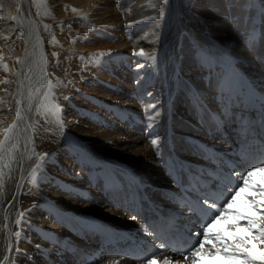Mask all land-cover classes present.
Listing matches in <instances>:
<instances>
[{
	"label": "bare ground",
	"instance_id": "obj_1",
	"mask_svg": "<svg viewBox=\"0 0 264 264\" xmlns=\"http://www.w3.org/2000/svg\"><path fill=\"white\" fill-rule=\"evenodd\" d=\"M0 189V264H264V0H0Z\"/></svg>",
	"mask_w": 264,
	"mask_h": 264
},
{
	"label": "rangeland",
	"instance_id": "obj_2",
	"mask_svg": "<svg viewBox=\"0 0 264 264\" xmlns=\"http://www.w3.org/2000/svg\"><path fill=\"white\" fill-rule=\"evenodd\" d=\"M163 3V2H162ZM6 4L8 5L9 4V0H6ZM174 9L172 8V6H170V4L167 5V10L165 11V13L162 15V19L167 22L171 19V17L173 16V13H174ZM176 18V16H174ZM60 99L61 97L59 98V100L55 101V105L57 107L60 106ZM239 190V188H238ZM0 199L4 200V191L2 189H0ZM212 223V222H211ZM210 223V224H211ZM195 248V247H194ZM194 248L191 250V252L194 250ZM190 252V253H191Z\"/></svg>",
	"mask_w": 264,
	"mask_h": 264
}]
</instances>
